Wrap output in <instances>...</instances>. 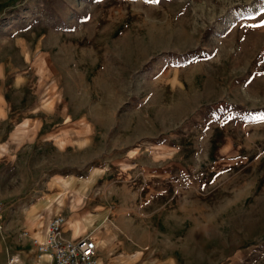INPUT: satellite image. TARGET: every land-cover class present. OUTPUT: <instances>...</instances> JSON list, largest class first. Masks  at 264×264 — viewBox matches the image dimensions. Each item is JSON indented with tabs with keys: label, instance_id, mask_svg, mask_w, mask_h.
<instances>
[{
	"label": "rangeland",
	"instance_id": "rangeland-1",
	"mask_svg": "<svg viewBox=\"0 0 264 264\" xmlns=\"http://www.w3.org/2000/svg\"><path fill=\"white\" fill-rule=\"evenodd\" d=\"M50 211L110 264H264V0H0V227Z\"/></svg>",
	"mask_w": 264,
	"mask_h": 264
},
{
	"label": "built area",
	"instance_id": "built-area-1",
	"mask_svg": "<svg viewBox=\"0 0 264 264\" xmlns=\"http://www.w3.org/2000/svg\"><path fill=\"white\" fill-rule=\"evenodd\" d=\"M65 222L64 215H55L48 225L47 238L31 239L36 246L33 264H97V242L91 237L66 239L63 232ZM24 234L29 235L27 232ZM17 262L16 256L9 259V264Z\"/></svg>",
	"mask_w": 264,
	"mask_h": 264
},
{
	"label": "crops",
	"instance_id": "crops-1",
	"mask_svg": "<svg viewBox=\"0 0 264 264\" xmlns=\"http://www.w3.org/2000/svg\"><path fill=\"white\" fill-rule=\"evenodd\" d=\"M54 212L50 211L43 216V223L35 227L31 223L27 222L24 217L16 224H11V228L4 229L0 227V264H9V259L13 256L18 258L16 264H33L36 256V246L32 242V238H38L44 240L47 238V229L50 220ZM37 222V220H36ZM24 229H27L29 235L24 234ZM39 230H41V237L38 236ZM66 239H76L74 236L64 235ZM99 247V246H98ZM101 263L98 264H110V259L107 256L98 258Z\"/></svg>",
	"mask_w": 264,
	"mask_h": 264
},
{
	"label": "bare ground",
	"instance_id": "bare-ground-1",
	"mask_svg": "<svg viewBox=\"0 0 264 264\" xmlns=\"http://www.w3.org/2000/svg\"><path fill=\"white\" fill-rule=\"evenodd\" d=\"M38 236L42 238V236H41V232H40V231H39V235H38Z\"/></svg>",
	"mask_w": 264,
	"mask_h": 264
},
{
	"label": "snow or ice",
	"instance_id": "snow-or-ice-1",
	"mask_svg": "<svg viewBox=\"0 0 264 264\" xmlns=\"http://www.w3.org/2000/svg\"><path fill=\"white\" fill-rule=\"evenodd\" d=\"M157 2H158V0H157Z\"/></svg>",
	"mask_w": 264,
	"mask_h": 264
}]
</instances>
